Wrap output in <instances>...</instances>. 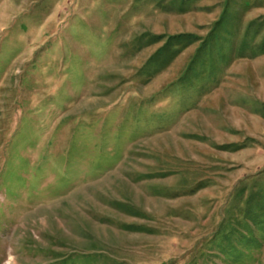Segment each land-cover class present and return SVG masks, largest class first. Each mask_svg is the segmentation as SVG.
Wrapping results in <instances>:
<instances>
[{
  "label": "rangeland",
  "instance_id": "rangeland-1",
  "mask_svg": "<svg viewBox=\"0 0 264 264\" xmlns=\"http://www.w3.org/2000/svg\"><path fill=\"white\" fill-rule=\"evenodd\" d=\"M0 264H264V0H0Z\"/></svg>",
  "mask_w": 264,
  "mask_h": 264
}]
</instances>
